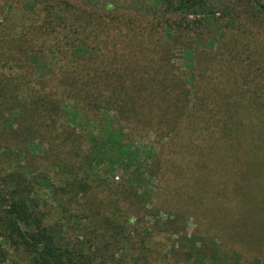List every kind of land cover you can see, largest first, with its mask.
I'll use <instances>...</instances> for the list:
<instances>
[{"label": "trees", "instance_id": "1", "mask_svg": "<svg viewBox=\"0 0 264 264\" xmlns=\"http://www.w3.org/2000/svg\"><path fill=\"white\" fill-rule=\"evenodd\" d=\"M8 1L0 264H149V234L135 230L131 211L158 218L145 191L151 165L168 222L180 226L179 255L264 264V57L235 56L211 71L191 46L195 29L219 28L234 12L207 0H131L114 10L95 0ZM148 133L160 148L142 162L131 144ZM36 141L47 146L41 155Z\"/></svg>", "mask_w": 264, "mask_h": 264}, {"label": "rangeland", "instance_id": "2", "mask_svg": "<svg viewBox=\"0 0 264 264\" xmlns=\"http://www.w3.org/2000/svg\"><path fill=\"white\" fill-rule=\"evenodd\" d=\"M6 1L8 0H1V4L5 9H10ZM19 1L20 0H16V2ZM95 1L98 2L101 9L107 10L117 9V7L121 5L128 6L131 3V0ZM207 1L209 4L217 5V7L223 5L226 7V9L232 10L234 12V16L232 15L230 17H224L221 21H219V28H216L214 25L212 28H206L203 25L201 28L195 29V31L191 33V46L195 51V58L199 60L203 67L211 68V71L216 68L222 70L223 64H221L219 67H216V64L218 62H225V60L231 59L235 56L238 57V60L242 61L248 54L255 58L258 56L261 58L264 57V10L258 6L259 4L264 5V0H256V2L254 0ZM8 2L10 3L11 1ZM13 5H18V3ZM130 10L132 9H125L121 11H127L133 20L136 19L134 12ZM216 16L220 17L219 14ZM188 18L190 20L193 19L192 16H189ZM150 24L151 25L143 23L144 26L153 28L158 27L156 22H150ZM208 39H212L214 42L210 44L207 42ZM174 54L175 56L172 59V65L177 70V72L181 74L184 72L183 61L181 59L182 55L178 52H175ZM213 86L214 85H211V88ZM32 89L36 90V85H34L33 81L31 84L29 83L27 91L33 92ZM228 90L230 89L228 88ZM26 98L28 97L24 96V99ZM106 116L114 119L113 113H107ZM119 129L127 132L122 123L119 125ZM156 141L157 140H155L153 133H148L133 138L131 144L132 149L143 152L139 157L140 161L146 158L147 153L154 154L159 150L160 143ZM34 145L36 148L35 153L37 155L43 154L47 147L44 144H39L37 141L34 143ZM149 164L150 162L148 163V166ZM149 172L155 177L149 178V183L146 185L145 191L148 192L152 197L150 204L151 207L155 209L157 213H159L158 218L151 215L145 216L141 211H131L135 216H139L135 225L133 226L135 230H140L142 232L147 230L149 234L148 238L145 240L146 248L154 250L153 254L151 256L149 255V264H195L194 257L187 259L185 256L179 255L178 243L181 239V235H179L180 226L177 224H170L168 219L171 218L168 217V209H163V206L165 203H167V196L165 195V191L163 192V178L160 176V173L154 169L153 165H151ZM123 207L128 210L130 205L124 203ZM186 227L187 233L190 234L195 228V222L191 218L186 220ZM157 228H159L161 232H158ZM135 236L136 243L138 238L136 233H133V237ZM173 245H176V252H173ZM185 246V250L187 252L189 250V246L188 244H185ZM134 253H137L138 255L139 251ZM155 253L161 254L157 255L156 257ZM251 263H253L252 260L250 261V264Z\"/></svg>", "mask_w": 264, "mask_h": 264}]
</instances>
